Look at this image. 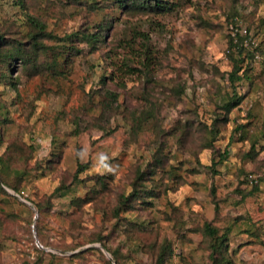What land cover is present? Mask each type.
<instances>
[{"label": "rangeland", "instance_id": "374dc122", "mask_svg": "<svg viewBox=\"0 0 264 264\" xmlns=\"http://www.w3.org/2000/svg\"><path fill=\"white\" fill-rule=\"evenodd\" d=\"M123 2L0 0V264H264V0Z\"/></svg>", "mask_w": 264, "mask_h": 264}, {"label": "trees", "instance_id": "16d2710c", "mask_svg": "<svg viewBox=\"0 0 264 264\" xmlns=\"http://www.w3.org/2000/svg\"><path fill=\"white\" fill-rule=\"evenodd\" d=\"M119 2H122V3H124L125 4V2H123V1H125V0H118ZM143 1V0H142ZM33 19V18H32ZM33 22H34V24H35V26H37L39 29H40V31H43V29H42V26H41V24H39L37 21H35L34 19H33ZM102 27V26H101ZM236 35H237V33H236ZM237 36H235V35H229V44L234 48H238L239 49V52H242L245 48H244V46H243V43H242V39H240V38H238ZM246 50V54H245V56H246V58L247 57H249V59H250V61L252 62V61H255V55L256 54H259V55H264V54H262L261 53V50H259L258 48H254V49H245ZM229 51H230V49H229ZM1 53V52H0ZM20 53H21V49H20V47L19 46H14L12 49H11V51L10 50H8V51H5L4 53H2V56L5 58V59H8V58H11V57H13V56H15V55H20ZM1 58V57H0ZM245 58V59H246ZM20 59H22V57L20 56ZM250 64V63H249ZM240 69V67L238 66L237 68H236V70H239ZM235 72L236 71H231L230 73H229V78L230 79H232V78H234L235 76ZM5 77V74H2L1 76H0V78L1 77ZM238 78H239V76H237ZM229 106H231V105H229L228 104V107ZM229 109V108H228ZM255 178V179H254ZM256 181V177H252V181H251V179H250V181H251V183H253L254 182V180ZM57 190L59 189V188H56ZM207 229H208V231L210 232V233H214V231H213V229H211L210 228V226H208L207 225ZM214 262H215V260H214ZM215 264H217V262H215ZM220 264H227V263H225V262H221Z\"/></svg>", "mask_w": 264, "mask_h": 264}, {"label": "built area", "instance_id": "2783aa9c", "mask_svg": "<svg viewBox=\"0 0 264 264\" xmlns=\"http://www.w3.org/2000/svg\"><path fill=\"white\" fill-rule=\"evenodd\" d=\"M245 45H248V43L245 42ZM255 60H256L257 62H262V63H264V55L256 54V55H255ZM253 180H254V179H253ZM251 181H252V178H251Z\"/></svg>", "mask_w": 264, "mask_h": 264}]
</instances>
